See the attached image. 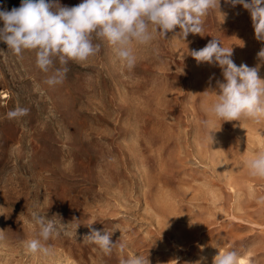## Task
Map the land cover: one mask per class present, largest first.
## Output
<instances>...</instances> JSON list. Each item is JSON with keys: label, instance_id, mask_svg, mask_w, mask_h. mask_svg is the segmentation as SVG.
Returning <instances> with one entry per match:
<instances>
[{"label": "rangeland", "instance_id": "rangeland-1", "mask_svg": "<svg viewBox=\"0 0 264 264\" xmlns=\"http://www.w3.org/2000/svg\"><path fill=\"white\" fill-rule=\"evenodd\" d=\"M20 4L0 0V10ZM220 11L203 18V36L184 41L177 27L167 40L134 45L131 70L107 41L94 40L99 53L70 61L55 87L44 83L34 51L17 56L0 40V264H119L137 254L149 264H194L201 256L212 264L227 250L244 264H264V177L248 167L264 153V119L208 116L216 97L202 93L217 90L222 72L189 54L217 38L232 47L237 66L258 63L264 44L250 13L224 0ZM18 105L28 114L8 119ZM33 212L59 231L47 242L49 256L25 248L38 232ZM93 229L112 233L110 255L85 238Z\"/></svg>", "mask_w": 264, "mask_h": 264}, {"label": "clouds", "instance_id": "clouds-1", "mask_svg": "<svg viewBox=\"0 0 264 264\" xmlns=\"http://www.w3.org/2000/svg\"><path fill=\"white\" fill-rule=\"evenodd\" d=\"M220 3L221 0H82L68 7L59 0H21L19 7L0 10V20L4 22L0 40L17 56L24 50L34 51L36 67L48 74L44 83L55 87L66 79L70 61L83 63L99 53L100 44L94 40L107 41L116 60L131 70L137 61L134 45H148L157 36L167 40V34L177 27L179 32L175 37L184 41L189 34L203 36V18L212 10L221 12ZM224 3L232 7L242 5L250 13L255 39L264 44V0H224ZM189 54L198 64L217 66L222 72L223 81L216 82L217 90L202 93L212 92L216 97L205 109L208 116L222 122L259 123L264 119V79L259 75L264 66V46L257 53L258 63L253 67L244 63L237 66L232 59V47L225 48L217 38ZM57 62L60 67L55 66ZM28 112V108L18 105L7 113V118L20 119ZM202 124L207 127L208 121ZM214 132L209 133L212 143ZM248 167L252 176L264 177V153L250 160ZM31 222L38 232L35 238L25 241L26 250L31 254L51 255L52 247L47 242L59 236L54 222L45 223V218L37 212L32 213ZM94 222L87 226L91 228ZM111 235L93 229L85 238L110 255L117 247ZM119 248L123 251L124 245L119 244ZM239 259L240 254L235 250L218 251L212 264H239ZM119 264H149V260L137 254L121 259ZM194 264H208V258L201 256Z\"/></svg>", "mask_w": 264, "mask_h": 264}, {"label": "bare ground", "instance_id": "bare-ground-1", "mask_svg": "<svg viewBox=\"0 0 264 264\" xmlns=\"http://www.w3.org/2000/svg\"><path fill=\"white\" fill-rule=\"evenodd\" d=\"M241 264H244L246 262L245 258H241Z\"/></svg>", "mask_w": 264, "mask_h": 264}]
</instances>
